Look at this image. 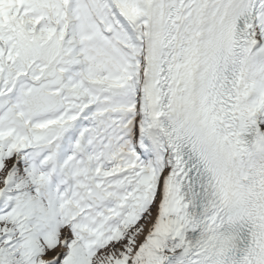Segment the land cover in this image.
<instances>
[{
  "label": "snow or ice",
  "instance_id": "6c2138e0",
  "mask_svg": "<svg viewBox=\"0 0 264 264\" xmlns=\"http://www.w3.org/2000/svg\"><path fill=\"white\" fill-rule=\"evenodd\" d=\"M0 264H264V0H0Z\"/></svg>",
  "mask_w": 264,
  "mask_h": 264
}]
</instances>
